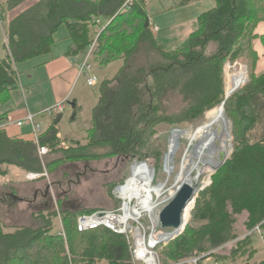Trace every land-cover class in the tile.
I'll use <instances>...</instances> for the list:
<instances>
[{"label":"trees","instance_id":"16d2710c","mask_svg":"<svg viewBox=\"0 0 264 264\" xmlns=\"http://www.w3.org/2000/svg\"><path fill=\"white\" fill-rule=\"evenodd\" d=\"M25 1L5 0L2 7L10 12ZM125 1L36 0L15 14L5 33L8 51L0 57V99L19 85L17 64L50 53L55 33L65 24L70 38L67 56L76 60L96 42L93 63L106 68L122 60L123 65L117 75L100 83L86 131L87 144L69 139L68 148L60 147V117L42 134L40 144L48 146L49 153L59 154L49 167L111 155L149 161L144 148L157 132L156 126L167 122L179 128L225 101L227 114L235 124L233 151L218 169L214 185L195 198L194 212L206 221L198 227L190 226L161 253L174 261L199 255L209 258L214 255H206L209 250L235 236V215L243 212L248 213L247 229L258 226L264 233V71L256 73L259 56L253 45L258 36L255 29L264 22V0H214V7L197 16V28L186 43L173 50L158 43L144 1H133L122 9ZM194 1L198 0H181L179 5ZM98 18L108 21L98 25ZM260 38L264 41V35ZM211 44L214 50L208 52ZM143 47L154 53L153 64L132 72L130 61ZM242 57L248 60L250 80L226 99L224 63ZM237 65L248 70L244 60H238L234 70ZM170 93H179L184 99L179 112L162 110ZM72 109L69 121L75 122L82 106L74 102ZM4 119L0 111V122ZM259 126L261 130L256 134ZM101 149L107 151L101 154ZM1 165L6 168H0V174H6L11 165L24 171L43 169L36 143L11 138L0 127ZM86 211L92 210L62 212L65 236L52 231L56 212L42 226H18L8 232L0 221V264H133L125 236L107 228L84 232L77 229V217ZM255 247L250 233L228 254L221 255L222 260L247 255L245 264H251L258 252ZM255 264H264V260Z\"/></svg>","mask_w":264,"mask_h":264},{"label":"rangeland","instance_id":"374dc122","mask_svg":"<svg viewBox=\"0 0 264 264\" xmlns=\"http://www.w3.org/2000/svg\"><path fill=\"white\" fill-rule=\"evenodd\" d=\"M36 0H26L21 6L17 7L16 9L10 11L8 13L2 7V4L5 0H0V56L2 57L4 54V44L6 43V31L8 27V19L13 17L19 11L23 10L25 7L31 5ZM181 0H145L147 3L148 13L151 17L152 23L154 25L159 26V31L156 32V39L159 43L164 44L166 49H177L183 46L186 43V36H184L182 28H186L188 26L195 25V29L197 28L198 17L203 11L209 9L207 6H203L202 4L198 5L195 4H187V5H179ZM205 1V2H209ZM178 2V3H177ZM66 34V26L65 24L61 25L58 31L56 32V38L60 39L64 37ZM213 44L208 47V52L214 50ZM154 53L148 51L146 49H140L135 55L132 61L130 62V66L132 68V72L137 71V68H146L148 69L153 64ZM238 60H244L247 65V71L243 70L242 66H236L237 68L234 70V64ZM235 62H230L227 60L224 63V72H225V84H226V94L232 95L236 88L242 87L246 85L250 80V69L248 67V60L244 57L241 59L239 58ZM95 65V64H94ZM99 67V66H98ZM21 68V67H19ZM96 68V67H95ZM138 68V69H139ZM116 65L112 66L111 70H115ZM135 70V71H134ZM98 74L101 76L100 72L97 70ZM84 77V76H83ZM29 78H22L24 82L28 81ZM103 78H100L102 80ZM83 82H86L85 78H81L78 88L82 87L84 91L87 92L88 99L85 100L83 108L86 113H89L92 110L93 105L97 102L98 95H99V86L101 81H99L94 87L84 85ZM87 84V83H86ZM91 89V90H90ZM238 90V89H237ZM34 91V90H33ZM148 99V94L146 95ZM183 97L179 93H170L167 94L163 103L164 108L168 111V113L179 112L181 108L184 106ZM94 102V103H93ZM222 106V108H218L217 110L221 109L222 112L228 118L229 125H230V153L233 151V119L231 116L227 114L225 109V105L222 104L218 105ZM66 114L70 113L72 107L68 105L66 108ZM216 110V109H215ZM165 111V110H164ZM214 111V110H209ZM199 119H195L192 122H188L183 124L179 128L172 127L169 123H160V125L155 127V132L146 142V146L144 148V152L147 153L149 156L147 161L149 165L152 167L154 172V184H164L162 194L159 197L160 201L166 200L173 191L176 190L177 186L180 184V181L177 179L179 171H181L183 167L184 157L187 148L189 147L190 140L187 135L181 137L180 146L175 154V160L173 163L174 172L172 174L166 173V157L169 151L170 146V138L171 134L174 129H182V130H189L192 132L194 128L197 126H201L202 123L208 121L209 116L207 113ZM264 112V111H263ZM92 115V114H91ZM90 118V117H89ZM85 128H88V125L85 124ZM258 130V131H257ZM259 130H261V126L256 129V134H259ZM254 132V133H255ZM64 136V135H63ZM87 132L86 129L82 131L80 134V138L86 137ZM75 138V137H74ZM83 139V138H82ZM107 150L101 149L100 153L104 154ZM38 154L40 157V153L38 150ZM229 156L226 158V161L229 159ZM43 159L41 160L43 169L40 171H46L48 173V177L43 181V187L48 186L50 198L54 205H58V199H62L60 204L68 206L71 211H81V210H96L100 208H107L112 209L116 208L118 205V201L114 195V184L115 183H122L123 179H126L130 175V165L134 161L129 157L124 156H107L98 158L96 160L90 162H81L79 161H69V162H61L52 165L51 167L48 166L54 158H57L54 155H49V153L42 156ZM147 157V156H146ZM41 159V157H40ZM133 160V161H132ZM225 161V162H226ZM225 164V163H224ZM223 164V165H224ZM222 165V166H223ZM221 166V167H222ZM220 167V168H221ZM34 171V172H40ZM217 170L212 172L210 176L205 175L203 177V181L201 186L195 190L194 199L199 197L200 193L210 189L215 183V175L217 174ZM5 187H0V218L7 216L6 208L4 203L13 202L12 198L5 193ZM32 193V188L28 187L26 189V193ZM198 195V196H197ZM21 198V197H20ZM27 201H30V197H26ZM167 202V201H166ZM164 203L163 206L167 203ZM31 203V202H30ZM196 201L193 204V201L189 204L187 209L183 214V228L175 236L172 240H175L183 235L184 233L189 230L190 226L198 227L205 223L204 219L199 218L198 214L194 212ZM27 206V205H26ZM15 214L18 219L14 220V216H12L13 223L21 224L23 215H29L28 209H24L22 211L21 207L18 205L14 206ZM91 212V211H86ZM228 212L231 215L232 209L230 206L228 208ZM14 214V215H15ZM247 212H243L241 214L235 215L236 221L233 224L232 235H235L225 243L220 246H215L211 250H209L206 255L214 254L213 259L206 258L204 264H214V260L219 259L220 264H245L246 263V256H237L234 260H222L221 255L228 254L231 249L234 247L235 243L238 240L243 239L246 235L252 233L254 238V246L257 249V254L255 255L254 259L251 260V264H255V262H260L264 260V234L261 233L262 231L258 230V226H255L253 229H247L246 226V219L248 217ZM247 215V216H246ZM1 219L0 221L3 222L5 225L4 230L6 232L12 231L13 228L9 227L10 221H4ZM37 224V223H35ZM59 224L55 226V230H58ZM171 229V228H170ZM170 240V241H172ZM169 241V242H170ZM168 242V243H169ZM166 243L165 246L168 244ZM163 245L161 247V251L165 248ZM219 255V256H216ZM163 258L167 262H178L171 259L166 258L163 255Z\"/></svg>","mask_w":264,"mask_h":264},{"label":"crops","instance_id":"0c3cea01","mask_svg":"<svg viewBox=\"0 0 264 264\" xmlns=\"http://www.w3.org/2000/svg\"><path fill=\"white\" fill-rule=\"evenodd\" d=\"M205 1L208 0H198L192 2V4H202L203 6H207L209 9L214 7V0H210L209 2ZM144 4L148 13V5L145 0ZM148 16L149 22H152L153 20L151 19L149 13ZM10 19L11 17L8 19V21ZM99 19L101 20L102 25L108 21L105 20V18ZM195 25L182 28L183 34L186 36V38H188L189 35L195 30ZM156 32L153 33L156 35ZM255 33L258 36L253 40V45L259 56L256 64V73L260 74L264 71V41H262L260 38L261 35H264V22L258 23ZM54 38L55 41L50 53L17 64L21 79L16 89H13L9 93L3 95L0 99V111L1 113L5 114V119L0 122V127L4 130L7 136H11V138L34 142L33 135L31 133V127L27 124L18 126L17 122L19 120L23 119L29 112L36 114L37 121L43 126V134L50 127L51 123L60 117L61 121L57 125L59 130L57 137L60 139L62 138L65 141L69 139H76L82 144H87L88 135L86 137H82V139L80 138V134L84 129L87 131L90 127L92 110L90 115L84 111L85 109L83 106L85 100L89 98L87 97V92L89 91H84L82 87L78 88L81 78L84 77L79 76L76 63L77 61L83 60L86 54L77 58L76 60L66 55L68 46L70 44L69 32L67 28L64 37L57 39L56 36H54ZM162 45L164 47V44ZM7 51L8 50L6 49V46H4L3 56L5 53H7ZM94 64L96 67V72L98 70L101 74L100 76L97 72L99 81H102L104 79L113 78L115 75H117L119 69L123 65V61L118 60L106 68H100L96 65V63ZM114 65H116V69L113 71L111 68ZM22 78L29 79L28 81L24 82ZM100 78L103 79L100 80ZM83 83L84 85H87L86 82ZM64 100L67 101L66 108L68 105L72 107L74 102L82 106V111L78 116L79 118L77 121H69L73 109L67 114L65 113L67 110L66 108L62 113H44L46 108L56 104L57 102H64ZM85 124L88 125V128H85ZM49 155L59 157L58 153H49ZM0 168L4 170L6 166L1 165ZM27 172L29 171H24L19 167L11 165V167L8 168L6 174H0V187H5V189H7L5 190V193H7V195H9L13 201L10 203H4L5 207H7V216H5L4 219L1 217L0 220L3 219L4 221H10L9 227L11 228L18 226L39 227L45 224L46 220L49 219L53 212H56V216L54 215L53 218L52 231L56 233L61 232L63 229L61 214L63 211L70 210L68 206L66 207V205L60 204V201H62V199L65 197L58 199V205H54L50 198L48 186L46 185V187H41L43 186V181L46 180L43 179L45 177L37 180H28L26 179L25 175ZM28 187L32 188V193H26V189H28ZM26 197H30V201L25 200ZM16 205L21 207L22 211H24L26 208L30 212L29 215L26 214L21 217V224L12 222L15 219H18L14 211V206ZM12 216L15 217L14 220L12 219ZM57 224H59L60 227H58V230L56 231L55 226H57ZM209 259H213V257H210Z\"/></svg>","mask_w":264,"mask_h":264},{"label":"built area","instance_id":"2783aa9c","mask_svg":"<svg viewBox=\"0 0 264 264\" xmlns=\"http://www.w3.org/2000/svg\"><path fill=\"white\" fill-rule=\"evenodd\" d=\"M133 1L137 0H126L122 9L128 8V5ZM96 22L98 25H101V20L99 18ZM149 25L153 32L159 30L158 25H154L152 22H149ZM95 43L96 42L90 45L84 59L76 62L79 76H84L87 85L91 87H94L99 82V77L92 61ZM66 103V100H64V102H57L46 108L44 113H62L66 108ZM25 124L31 127L33 140L34 143L37 144L42 160V156L50 152L48 146L40 144L43 126L37 121L36 114L31 112L17 122L18 126H23ZM58 139L61 141L60 147H69L67 141L62 138ZM144 164L148 167V170L151 169L153 172L152 167L147 161L136 159L130 165V175L124 179L122 183L115 186L113 191L119 202L116 208L109 210L107 208H100L91 212H81L77 217V229L80 232H84L87 230L107 228L114 233L125 236L129 245L133 264H204L206 260L204 259L205 255L184 258L178 262H167L164 260L161 247L175 238L182 230V227L178 230L174 228H164L159 220V212L162 210L163 204L166 201H170L172 198L171 196L164 201H160V195L153 194V187L149 186L150 190L146 191H140L138 186L132 189L133 185H130L132 178L139 177L138 182L140 184L145 182V180L142 179L149 177V174L147 176L145 172L138 171L143 170L142 166ZM25 175L28 180L48 177L46 171H29L25 173ZM258 230L260 231L259 227ZM61 233L65 236L63 229ZM214 264H220L219 260H214Z\"/></svg>","mask_w":264,"mask_h":264},{"label":"bare ground","instance_id":"6f19581e","mask_svg":"<svg viewBox=\"0 0 264 264\" xmlns=\"http://www.w3.org/2000/svg\"><path fill=\"white\" fill-rule=\"evenodd\" d=\"M216 108H222V106H217ZM217 109L208 112V121H205L201 126L194 128L192 132L188 129L173 130L170 138L169 151L166 157L165 166L167 174H172L174 172L173 163L176 151L180 146L181 137L187 135L190 144L185 153L183 167L178 174L177 179L180 181V184L177 186L176 190L172 192L170 195L171 197L182 184H189L194 190L199 188L203 181V177L205 175L210 176L212 172H214L229 156V146L231 142L229 121L223 114L222 110ZM142 169L143 170L138 171L145 172L147 176L149 174V177L145 176L146 178L142 179L145 180V182L140 184L138 182L139 177L132 178V182H130V185H133L132 189L138 186L140 191H146L150 190V186L153 187V194L161 195L164 184L160 183L155 185L154 173L152 170H148V167L145 164L142 166ZM194 203L195 201H193V204ZM181 227L183 228V225Z\"/></svg>","mask_w":264,"mask_h":264},{"label":"water","instance_id":"95a60500","mask_svg":"<svg viewBox=\"0 0 264 264\" xmlns=\"http://www.w3.org/2000/svg\"><path fill=\"white\" fill-rule=\"evenodd\" d=\"M237 89H239V87L236 88L234 92ZM229 96L230 95L226 94V99ZM222 105H225V101ZM225 161L218 168H216V170L219 169ZM194 194L195 190L189 184H182L179 186L170 201L165 204L159 212V220L164 228H174L177 230L181 228L183 225V213L185 209L189 203L196 201V199H194Z\"/></svg>","mask_w":264,"mask_h":264}]
</instances>
